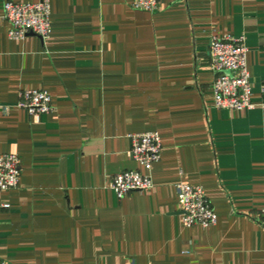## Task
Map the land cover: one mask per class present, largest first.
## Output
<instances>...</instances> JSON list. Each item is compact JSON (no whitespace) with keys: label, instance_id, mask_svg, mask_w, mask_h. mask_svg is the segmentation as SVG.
<instances>
[{"label":"crops","instance_id":"0c3cea01","mask_svg":"<svg viewBox=\"0 0 264 264\" xmlns=\"http://www.w3.org/2000/svg\"><path fill=\"white\" fill-rule=\"evenodd\" d=\"M34 3L39 0H12ZM0 0V153L20 159L0 192V259L12 264H264V110L214 105L212 35L243 36L252 101H264V0H49L50 35L11 39ZM45 89L54 109L17 106ZM155 130L154 186L118 197L115 173L145 172L131 133ZM203 187L216 223L184 226L176 184ZM6 205L7 207L3 206Z\"/></svg>","mask_w":264,"mask_h":264},{"label":"built area","instance_id":"2783aa9c","mask_svg":"<svg viewBox=\"0 0 264 264\" xmlns=\"http://www.w3.org/2000/svg\"><path fill=\"white\" fill-rule=\"evenodd\" d=\"M159 5L160 0H132V7L149 12L157 11ZM3 17L11 25L8 31L11 39H23L30 33L42 39L50 35L49 0L34 3L5 0ZM246 56L247 46L243 36L210 37L208 62L214 73L211 89L216 108L233 111L261 107L264 110V101L255 103L251 99L252 90ZM17 106L27 110L34 118L54 109L51 96L45 89L22 90ZM1 112H5L4 109ZM129 139L127 156L145 172L128 169L111 176L108 186L120 198L133 191H144L154 186L150 169L161 156L162 143L157 131L131 133ZM19 176V156L14 153H0V192L16 188ZM176 193L184 226L209 227L216 223L213 207L202 186L179 182L176 184ZM259 221L264 227V205L259 212ZM0 264L12 263L0 259Z\"/></svg>","mask_w":264,"mask_h":264},{"label":"water","instance_id":"95a60500","mask_svg":"<svg viewBox=\"0 0 264 264\" xmlns=\"http://www.w3.org/2000/svg\"><path fill=\"white\" fill-rule=\"evenodd\" d=\"M30 34H33V33H30Z\"/></svg>","mask_w":264,"mask_h":264}]
</instances>
